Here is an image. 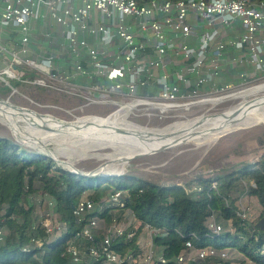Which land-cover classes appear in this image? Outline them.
<instances>
[{
    "label": "built area",
    "instance_id": "built-area-1",
    "mask_svg": "<svg viewBox=\"0 0 264 264\" xmlns=\"http://www.w3.org/2000/svg\"><path fill=\"white\" fill-rule=\"evenodd\" d=\"M231 51L238 56L228 59ZM238 66L246 70L236 81H221ZM0 80L19 95L23 87L34 86L78 101L74 110L111 107L109 114L118 118L143 111L162 118L212 99L222 103L264 81V1L0 0ZM109 201L123 206L121 194ZM241 201L238 215L247 220ZM94 207L83 200L74 215L80 218ZM214 219L209 228L220 234L223 227ZM97 228L94 218L79 236L92 241ZM156 233L151 230V247ZM125 234L133 238L136 231L114 221L102 244L89 249L91 256L103 264L168 263L153 250L144 258L119 255L113 238ZM4 241L0 229V246ZM32 243L42 245L40 239ZM187 247L189 254L175 264L190 262L193 246ZM72 252L79 261V253ZM219 256L228 253L198 252L199 260Z\"/></svg>",
    "mask_w": 264,
    "mask_h": 264
},
{
    "label": "trees",
    "instance_id": "trees-1",
    "mask_svg": "<svg viewBox=\"0 0 264 264\" xmlns=\"http://www.w3.org/2000/svg\"><path fill=\"white\" fill-rule=\"evenodd\" d=\"M11 89L5 86V91ZM36 183L53 200L60 230L48 232L44 224L35 221L30 196L36 191ZM194 185L202 190L189 193L187 189ZM90 192L94 209L80 218L75 216L74 210ZM116 194H121L123 206L109 201ZM245 197L258 200L264 217V159L214 176L161 185L133 174L87 177L65 169L45 153L27 150L0 137V229L5 231L0 264H103L91 256L89 249L102 244L108 228L116 221L115 210L131 212L142 224L133 238L126 234L113 238L112 247L121 256L143 255L139 239L143 227L148 226L157 231L153 244L167 264H175L182 254L188 255V243L193 246L191 252L232 249L244 256V262L264 264V227L238 215L240 201ZM215 215L230 225L220 234L209 228ZM94 218L110 225L104 231L95 229L92 241L80 237ZM33 239H40L42 245L36 246ZM73 250L79 253V261ZM218 259L197 257L188 264H213L212 260Z\"/></svg>",
    "mask_w": 264,
    "mask_h": 264
},
{
    "label": "rangeland",
    "instance_id": "rangeland-1",
    "mask_svg": "<svg viewBox=\"0 0 264 264\" xmlns=\"http://www.w3.org/2000/svg\"><path fill=\"white\" fill-rule=\"evenodd\" d=\"M263 84L264 81H261L260 83L250 84L240 90L250 89ZM5 86L0 80V100L8 101L15 107L29 110L41 116H50L58 120L72 122L86 117L110 119L114 115V113L109 114L112 110L111 107L90 106L83 111L74 110L80 104L78 101L34 86H25L20 89L21 95L15 93L13 89L10 92L5 91ZM240 99L229 98L218 105L199 104L190 111L171 112L162 118L157 117L155 113L146 111H143L145 113L132 112L128 115L123 112L120 117H122L123 123L126 122L125 124H134L150 129L164 128L174 123H184L197 117L224 112L229 106L238 104ZM27 131L29 133V130H25L20 136L28 135ZM30 132L36 138L41 135L35 130ZM16 134H19L18 131L11 130L0 120V137L11 139L24 146L27 150L45 153L65 169L91 176L133 174L161 185L181 184L198 176H214L227 170L241 167L245 163H254L264 159V123L252 128L231 132L219 140L213 141L214 144L207 142L180 147L175 150L160 149L161 151L157 150L148 155L146 153L125 155L120 152H113L110 148H103L83 141L65 143L49 141L45 147H42L31 142L27 143L25 139L23 140V137L21 138ZM128 157L131 159H126ZM35 189V193L30 196V203L34 206L35 221L47 225L54 231L58 230L60 224L57 215L54 213L53 200L42 191L39 183H36ZM91 195V192L88 193L84 199L90 200L89 196ZM241 205L247 209L248 221L256 222L264 227L262 207L256 198L245 197L242 199ZM114 213L116 223L124 229H135L137 231L142 225L129 211L120 213L115 210ZM214 218L215 223L221 225L224 229L228 228V226L230 227L218 215H215ZM98 220L99 231H104L110 225L104 220ZM151 230V228L148 229L145 226L140 234L139 245L143 250V258L152 250L156 257L161 256V250L156 246L151 247L150 245ZM227 252L228 257L224 259L228 260L220 261L216 257L214 259L218 260H212V263L255 264L244 262V256L236 250L231 249L230 252ZM197 254V252H192L189 259H197Z\"/></svg>",
    "mask_w": 264,
    "mask_h": 264
},
{
    "label": "bare ground",
    "instance_id": "bare-ground-1",
    "mask_svg": "<svg viewBox=\"0 0 264 264\" xmlns=\"http://www.w3.org/2000/svg\"><path fill=\"white\" fill-rule=\"evenodd\" d=\"M232 98L241 99L238 104L229 106L224 112L154 129L125 124L126 122L123 123L117 114L110 119L86 117L67 122L34 114L1 101L0 120L11 130L18 131L19 134L16 135L21 138L22 132L29 130L28 135L23 133V140L42 147L49 141L55 143L83 141L125 155L142 153L148 155L160 149L175 150L194 144L213 143L228 131L248 129L264 123V84L236 93ZM208 102L218 105L221 99H212ZM34 130L41 135L37 138L33 136L30 131Z\"/></svg>",
    "mask_w": 264,
    "mask_h": 264
},
{
    "label": "crops",
    "instance_id": "crops-1",
    "mask_svg": "<svg viewBox=\"0 0 264 264\" xmlns=\"http://www.w3.org/2000/svg\"><path fill=\"white\" fill-rule=\"evenodd\" d=\"M236 56H238L237 53L234 52V51H231L228 59H232V58H234ZM244 69H245V67H240V66L235 67L233 70L224 73V76L221 78V81L222 82L236 81L237 80V73L240 72V71H243Z\"/></svg>",
    "mask_w": 264,
    "mask_h": 264
},
{
    "label": "water",
    "instance_id": "water-1",
    "mask_svg": "<svg viewBox=\"0 0 264 264\" xmlns=\"http://www.w3.org/2000/svg\"><path fill=\"white\" fill-rule=\"evenodd\" d=\"M1 102H7V103H9L8 101H3V100H0ZM37 114V113H36ZM240 129V128H239ZM234 131H237V129H235V130H233V131H228L227 133H224L223 135H221L220 137H223V136H225V135H227V134H229V133H231V132H234ZM76 173H79V174H83V173H81V172H78V171H75ZM84 176H87V177H91V175H85V174H83Z\"/></svg>",
    "mask_w": 264,
    "mask_h": 264
}]
</instances>
